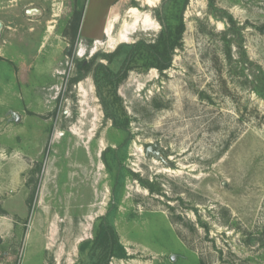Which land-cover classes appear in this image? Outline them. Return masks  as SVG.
I'll return each mask as SVG.
<instances>
[{
  "label": "rangeland",
  "instance_id": "374dc122",
  "mask_svg": "<svg viewBox=\"0 0 264 264\" xmlns=\"http://www.w3.org/2000/svg\"><path fill=\"white\" fill-rule=\"evenodd\" d=\"M75 1L0 0V264H91L101 222L126 251L107 264H264V0H119L159 25L97 49L104 13L84 33ZM169 14L170 66L135 58L101 85L117 128L97 66Z\"/></svg>",
  "mask_w": 264,
  "mask_h": 264
},
{
  "label": "trees",
  "instance_id": "16d2710c",
  "mask_svg": "<svg viewBox=\"0 0 264 264\" xmlns=\"http://www.w3.org/2000/svg\"><path fill=\"white\" fill-rule=\"evenodd\" d=\"M172 1V6L176 5L178 0ZM185 4V1H184ZM171 6V7H172ZM79 17L82 16L79 12L75 13ZM158 16V15H157ZM162 25L157 40L153 43L146 42L143 39L126 45L128 46L127 57L123 61L121 69L116 72L108 69L105 65L99 64L97 70L94 73V82L99 93V97L102 101L105 114L112 120V124L117 127L124 129L121 125L117 115L111 111L106 98L103 96L101 91L102 83L113 85L114 87L126 77L128 72V62L135 58L142 59L148 66H153L159 71L165 70L170 66L172 59L173 49L179 44L181 39L184 23L181 15H168L166 17L158 16ZM123 49V46H118L116 50L110 53L111 56L119 54ZM81 67H87L80 63ZM113 151L111 148H107L103 153V160L107 166L109 162L105 158L106 151ZM88 246L92 249V255L97 253L91 264H107L112 256L125 257L126 251L124 247L119 243L117 234L114 227L106 222H101L97 225L95 235L92 241H86L80 245L81 250H85Z\"/></svg>",
  "mask_w": 264,
  "mask_h": 264
},
{
  "label": "bare ground",
  "instance_id": "6f19581e",
  "mask_svg": "<svg viewBox=\"0 0 264 264\" xmlns=\"http://www.w3.org/2000/svg\"><path fill=\"white\" fill-rule=\"evenodd\" d=\"M157 1L158 0H143V2L149 6L154 5ZM28 12L29 14H37L38 10L30 9ZM114 23L119 24L116 30H114ZM158 25V22L155 20L153 21L147 12L140 10L136 6H128L126 9V15L122 17L120 15L119 7L114 5L107 12L105 23L102 26V33L105 40L103 41L96 38L94 42V49H97L98 46L113 48L117 44L128 41L131 34H133L137 28L146 30L151 26L156 28ZM87 26V24L84 26V31ZM82 52V49H80L79 53ZM80 86L82 87V84H80Z\"/></svg>",
  "mask_w": 264,
  "mask_h": 264
},
{
  "label": "crops",
  "instance_id": "0c3cea01",
  "mask_svg": "<svg viewBox=\"0 0 264 264\" xmlns=\"http://www.w3.org/2000/svg\"><path fill=\"white\" fill-rule=\"evenodd\" d=\"M78 2H79V0L73 2L71 4V9L78 11V7H77ZM117 4H119V0H84L83 5H82L83 6L82 7V13L84 15V12H86V17L82 16V19H81V26H82V20H84V18H85L84 25L82 26V31L84 33H87L88 31H90L89 27H92L91 26L92 25V19H91L92 13L94 11H97V10L104 13V18L102 19V22L100 23V26H101V24L103 26L105 23V17H106L107 12L111 9L112 6L117 5ZM86 24L88 25L87 26L88 30L84 31L83 28ZM102 26L100 28L101 34H103L102 33Z\"/></svg>",
  "mask_w": 264,
  "mask_h": 264
},
{
  "label": "water",
  "instance_id": "95a60500",
  "mask_svg": "<svg viewBox=\"0 0 264 264\" xmlns=\"http://www.w3.org/2000/svg\"><path fill=\"white\" fill-rule=\"evenodd\" d=\"M0 29H1V23H0ZM153 148H154L153 145H148V146L146 147V149H145V152H146L147 154H149V153H151V152H154L156 155L160 156V151H159V150H157V151H153Z\"/></svg>",
  "mask_w": 264,
  "mask_h": 264
},
{
  "label": "flooded vegetation",
  "instance_id": "af4514ba",
  "mask_svg": "<svg viewBox=\"0 0 264 264\" xmlns=\"http://www.w3.org/2000/svg\"><path fill=\"white\" fill-rule=\"evenodd\" d=\"M157 149V146L156 147H154V151Z\"/></svg>",
  "mask_w": 264,
  "mask_h": 264
}]
</instances>
